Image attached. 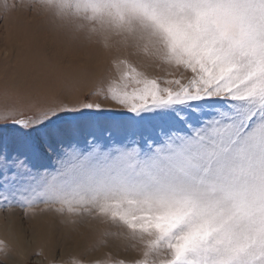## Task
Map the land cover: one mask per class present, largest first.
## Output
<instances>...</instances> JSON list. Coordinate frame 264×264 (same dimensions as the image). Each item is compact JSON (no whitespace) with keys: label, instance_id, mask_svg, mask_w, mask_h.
Masks as SVG:
<instances>
[{"label":"snow or ice","instance_id":"6c2138e0","mask_svg":"<svg viewBox=\"0 0 264 264\" xmlns=\"http://www.w3.org/2000/svg\"><path fill=\"white\" fill-rule=\"evenodd\" d=\"M42 2L191 76L161 86L121 61L107 97L123 112L100 139L99 103H54L33 119L0 112V125L20 129L0 137V206L44 203L120 224L144 244L134 264H264V0ZM46 152L54 170L35 163Z\"/></svg>","mask_w":264,"mask_h":264},{"label":"rangeland","instance_id":"374dc122","mask_svg":"<svg viewBox=\"0 0 264 264\" xmlns=\"http://www.w3.org/2000/svg\"><path fill=\"white\" fill-rule=\"evenodd\" d=\"M45 9L35 0H0V112L12 111L15 119H33L37 108L54 103H99L103 111L97 114L95 131L100 139L104 121L123 112L107 97L108 83L118 81L124 69L121 61L157 78L161 86L175 87L164 81L186 82L191 76L182 67L145 55L132 37L112 34L105 39ZM19 130L11 123L0 125V137L11 138ZM89 131H81L82 148ZM114 142L122 144L124 137L116 136ZM57 158L46 152L35 163L54 170ZM0 241V264H134L144 250L140 238H132L120 224L95 215L57 212L44 203L0 206Z\"/></svg>","mask_w":264,"mask_h":264},{"label":"clouds","instance_id":"9594fccd","mask_svg":"<svg viewBox=\"0 0 264 264\" xmlns=\"http://www.w3.org/2000/svg\"><path fill=\"white\" fill-rule=\"evenodd\" d=\"M35 3H37L38 5H40L41 8H42V10H46V9H45V5H44V3L42 2V0H35Z\"/></svg>","mask_w":264,"mask_h":264}]
</instances>
